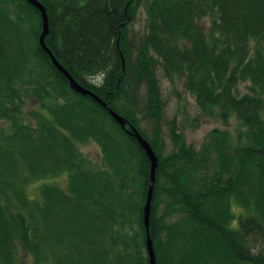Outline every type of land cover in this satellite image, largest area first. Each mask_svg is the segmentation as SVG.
<instances>
[{"label":"trees","instance_id":"1","mask_svg":"<svg viewBox=\"0 0 264 264\" xmlns=\"http://www.w3.org/2000/svg\"><path fill=\"white\" fill-rule=\"evenodd\" d=\"M38 1L56 60L158 157L149 219L156 264H264V0ZM40 31L36 8L0 0V264H15L18 249L33 264H149V161L105 108L70 90L39 46ZM160 76L183 78L204 115L223 124L234 117L235 135L212 129L195 151L175 118L174 149L164 155L160 125L140 126L162 117ZM26 96L35 106L22 111ZM88 142L100 166L82 155ZM57 176L61 186L27 195L29 184Z\"/></svg>","mask_w":264,"mask_h":264},{"label":"rangeland","instance_id":"2","mask_svg":"<svg viewBox=\"0 0 264 264\" xmlns=\"http://www.w3.org/2000/svg\"><path fill=\"white\" fill-rule=\"evenodd\" d=\"M144 18L145 13L142 8L137 17L135 18L133 24L131 25V35L133 42L142 34L144 28ZM202 23L206 26L209 24L208 17L202 19ZM160 85H161V97L164 102L163 113L160 120H150L148 118L143 119V114L140 113V108L145 102V94L142 92L139 96V102L137 108L139 112L137 117H141L140 122L141 128H143L147 133H150L152 127L155 124L160 125L161 135L165 144L164 150L162 153L164 155L173 151L172 142L170 140L171 133V123L173 119L176 118L178 121V134H180L182 140L185 142V146L195 149V151L201 150V147L205 143L207 134L212 129L226 130L232 136L235 135V131L239 128V123L234 117H229L227 124H223L218 119L213 116L204 115L199 108L197 107L193 96L186 90L184 86V79L180 78L175 81L174 84L166 81L162 76H160ZM238 94H243L245 92L244 86L240 85L237 89ZM28 96V95H27ZM24 99V105L22 111L31 110L32 105L35 106L32 98ZM26 120V118H24ZM6 128L5 122L0 121V127ZM80 151L82 155L88 159L93 165L100 166L101 154L98 145L92 142L80 145ZM156 172V171H155ZM64 176L57 177H48L41 179L39 181L33 182L26 187V193L30 198H37L39 195V189L42 184L61 186L64 182ZM155 184V183H154ZM154 189V188H153ZM233 213L238 214V209L236 206H233ZM173 219H176L174 216ZM236 221L232 223L235 226ZM231 225V226H232ZM17 259L15 264H33V259L28 254H25L21 249L17 250Z\"/></svg>","mask_w":264,"mask_h":264},{"label":"water","instance_id":"3","mask_svg":"<svg viewBox=\"0 0 264 264\" xmlns=\"http://www.w3.org/2000/svg\"><path fill=\"white\" fill-rule=\"evenodd\" d=\"M29 5L36 8L40 14L41 31L38 36V43L41 49L48 55L52 66L62 74L68 81V86L70 90L82 95L89 96L93 100L97 101L103 108L107 110L109 115L114 119L117 125L128 135L132 136L140 148L143 150L145 156L149 161V185L146 192L145 202L142 206V223L145 230V249L148 256L149 264H156L152 241L149 235V219L151 212V202L153 198V188L155 183V171L158 165V157L154 153L150 144L143 138V136L138 132V130L123 116L119 115L115 111L111 110L106 106V104L101 101L92 91L80 85L68 71L56 60L51 50L47 47L45 43V37L49 32V21L46 13V9L42 3L38 0H24Z\"/></svg>","mask_w":264,"mask_h":264}]
</instances>
